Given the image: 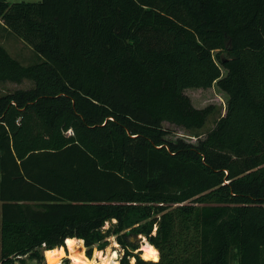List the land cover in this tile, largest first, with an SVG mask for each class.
<instances>
[{
  "label": "trees",
  "instance_id": "obj_1",
  "mask_svg": "<svg viewBox=\"0 0 264 264\" xmlns=\"http://www.w3.org/2000/svg\"><path fill=\"white\" fill-rule=\"evenodd\" d=\"M0 21L38 57L0 43V82H32L0 96V264L112 235L116 264H264V0H0ZM215 83L226 113L168 141Z\"/></svg>",
  "mask_w": 264,
  "mask_h": 264
},
{
  "label": "rangeland",
  "instance_id": "obj_2",
  "mask_svg": "<svg viewBox=\"0 0 264 264\" xmlns=\"http://www.w3.org/2000/svg\"><path fill=\"white\" fill-rule=\"evenodd\" d=\"M10 3L19 2V1H28V2H37L40 0H8ZM1 30H0V42L5 45V47L8 49V51L15 57L19 58L23 63L28 64L32 63L36 60H38V57L35 53V51L32 49L31 46L27 45L25 42L21 41L20 38L15 36L14 34H10L8 37L1 36ZM223 74H226V70L223 69ZM32 85L31 81L25 80L22 83H14V82H0V96L12 92L16 89L21 88H28ZM184 92L191 98L192 103L195 107L203 108L209 104L215 105V111L214 113L208 118L207 122L198 130H187L184 127L178 126L176 124L169 123L167 121L163 122L164 128L168 131L166 135V139L170 142H177L178 140H184L187 142H191L193 144H197L198 141L206 136V133L211 130L216 121L226 113L227 106H228V100L229 96L226 92L221 90L217 83H215L210 88H186ZM110 226V222L106 223V227ZM128 241L133 244H137L140 246L138 250H142V246L145 242H149L143 235H134L131 233H128L126 235ZM85 254H86V247L84 246V242H82V247ZM40 252L43 254V251L45 250L44 247L39 249ZM65 256L62 257V260L64 257H69L70 249L66 247ZM79 250H81L79 248ZM101 251L104 253V255H112L113 259L110 262V264H116L119 261V258L124 253L123 247L118 243L117 238L115 235L110 236L109 243L101 249L98 245L94 247L93 250V256L94 259L97 258V253ZM55 255L53 256V254ZM46 254V253H45ZM43 254V257L41 259H31L29 256L25 257V263L24 264H53L49 256L55 261L54 264H63L61 258L59 259L56 255L54 249L48 251V257L46 260V256ZM54 257V258H53ZM70 258V257H69ZM71 259V258H70ZM59 260V261H58ZM72 261V259H71ZM134 262V260H132ZM73 263V261H72ZM16 264H23L22 261L17 260ZM232 264H238L237 261H233Z\"/></svg>",
  "mask_w": 264,
  "mask_h": 264
},
{
  "label": "bare ground",
  "instance_id": "obj_3",
  "mask_svg": "<svg viewBox=\"0 0 264 264\" xmlns=\"http://www.w3.org/2000/svg\"><path fill=\"white\" fill-rule=\"evenodd\" d=\"M82 242L83 240L78 239V238H70L68 240V245L70 249L69 257L72 259L73 264H110V262L113 259V256L111 254L104 255V253L99 251L97 253V256H98L97 258L99 259L89 258L85 254L83 248H81ZM79 248L81 250H79ZM142 250H143V253H142L143 258L148 259V260H158L159 259V251L151 243L145 242L142 246ZM55 252L57 253L56 255L58 256L59 259L65 256V250L63 246L60 248H57V251ZM54 255L55 253L53 254V256Z\"/></svg>",
  "mask_w": 264,
  "mask_h": 264
},
{
  "label": "crops",
  "instance_id": "obj_4",
  "mask_svg": "<svg viewBox=\"0 0 264 264\" xmlns=\"http://www.w3.org/2000/svg\"><path fill=\"white\" fill-rule=\"evenodd\" d=\"M1 23H2V21H0ZM0 30H1V36H4V37H8L10 34H11V32L8 30V29H6L5 27H3L2 25H0ZM22 41V40H21ZM1 44H3L2 42H0ZM55 249V248H54ZM64 249H65V247H64ZM46 251L47 250H44L43 251V254H45L46 253ZM66 251V250H65ZM47 255H48V252H47ZM45 256H46V254H45ZM49 256V255H48ZM49 259H50V261L54 264L55 263V261H57V260H53L50 256H49ZM46 260H47V258H46ZM61 260H62V258H61ZM59 261V260H58ZM50 264V263H49Z\"/></svg>",
  "mask_w": 264,
  "mask_h": 264
}]
</instances>
